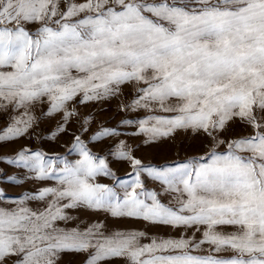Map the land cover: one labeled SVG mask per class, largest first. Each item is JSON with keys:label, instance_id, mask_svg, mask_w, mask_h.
I'll return each mask as SVG.
<instances>
[{"label": "snow or ice", "instance_id": "6c2138e0", "mask_svg": "<svg viewBox=\"0 0 264 264\" xmlns=\"http://www.w3.org/2000/svg\"><path fill=\"white\" fill-rule=\"evenodd\" d=\"M129 85L119 110L147 115L122 125L146 143L191 132L206 151L145 165L121 141L109 154L129 162L133 179L115 186L96 182L114 174L80 135L75 160L28 147L0 157L26 170L0 183L43 185L0 189V264H62L69 254L82 264H264V0H0V143L60 115L54 139L79 119L77 98L100 103ZM37 105H47L39 117ZM235 123L251 132L222 138ZM119 134L102 128L91 141ZM79 209L195 232L141 244L145 233L101 221L69 227Z\"/></svg>", "mask_w": 264, "mask_h": 264}, {"label": "rangeland", "instance_id": "374dc122", "mask_svg": "<svg viewBox=\"0 0 264 264\" xmlns=\"http://www.w3.org/2000/svg\"><path fill=\"white\" fill-rule=\"evenodd\" d=\"M134 89L132 86H125L122 89V94L116 98L100 103L79 104V98L74 105L79 112V119H73L67 126V131L57 135L54 139H50L51 134L56 130L58 123L61 120L60 115L53 118L41 119L38 126H35L28 136L22 137L12 142L0 143V157L14 156L21 147H28L33 150L43 151L48 155L59 154L67 156L70 160L78 159L76 153H70L73 137L80 135L81 139L87 144V147L99 157H105L111 172L114 176H98L97 183L115 186L116 180L130 181L133 179L132 168L129 162L118 160L111 156L110 151H114L116 145L121 141L124 142L126 148L145 165L160 166L171 163L175 160H183L186 157L201 155L206 151L207 140L202 136H194L191 132L178 131L171 138L160 139L155 142H145L149 140L144 134L136 135L138 131L135 125H122V121L126 119L136 120L143 118L147 113L143 111L129 112L120 111L121 103L127 104L133 98ZM47 105H37L33 111L36 116H40ZM90 116L91 123L87 125L88 131L82 132L81 121L84 117ZM7 116H0V129L6 126ZM102 128L116 129L119 135L107 137L96 142L91 141V137ZM251 129L242 127L239 123L232 124L227 131L222 134V138H236L249 134ZM221 150H223L221 148ZM26 170L15 165H9L0 161V175L17 176L23 178ZM145 187L149 190L158 189L159 185L152 182L146 176H143ZM43 185L37 182L27 181L21 185L13 183H0V189H3L8 196H17L25 190H32ZM162 202L168 204L170 197H161ZM31 206L35 207V204ZM72 215L79 217L77 221L69 224V227L76 226L81 221L83 226L94 221H101L106 225V231H139L145 233V237L141 238V244H148L153 238L178 239L182 236L191 237L195 229L185 230L183 228L175 229L161 225L147 223L140 219L132 218H113L103 212H93L89 210L79 209L72 212ZM203 230V229H202ZM201 230V231H202ZM225 231H234L232 228L224 229ZM196 239L201 238V233H195ZM205 247H207L205 245ZM227 257L231 253H222ZM83 255H65L62 264H82ZM109 264H125V261L116 259Z\"/></svg>", "mask_w": 264, "mask_h": 264}]
</instances>
